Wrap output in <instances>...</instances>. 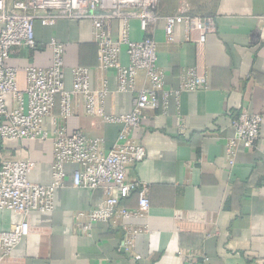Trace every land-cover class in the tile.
I'll return each mask as SVG.
<instances>
[{
	"label": "crops",
	"instance_id": "crops-1",
	"mask_svg": "<svg viewBox=\"0 0 264 264\" xmlns=\"http://www.w3.org/2000/svg\"><path fill=\"white\" fill-rule=\"evenodd\" d=\"M158 11L162 16H211L216 29L207 35L205 45H196L197 33L187 40L183 26H176L175 41L167 42L163 19L148 32L141 31L137 20L131 23L133 39L151 34L157 41L167 87H178L187 67L198 66L209 77L207 88L171 98L166 111L147 109L142 126L131 134L146 149L129 179L148 185V215L124 219L122 224L121 219L98 221L90 235L84 234L74 215L100 207L104 194L101 189L76 188L68 176L66 186L55 192L52 211L27 215L29 234L4 264H264V0H158ZM52 37L65 44L68 89L73 69L89 67L92 88H99L106 78L110 91L116 90L115 71L97 68V46L88 20L37 24L36 49H11L8 63L18 68L21 88L28 65L52 64ZM121 61L127 64L124 53ZM144 84L145 75L140 73L137 88ZM133 98V92H110L105 112L127 114ZM242 111L262 115L261 137L254 148L240 142L231 165L226 145L235 137L232 120ZM59 114L57 98L44 126L52 128ZM65 125L69 134L84 131L103 137L106 148L121 129L119 124L80 114L76 107ZM1 145L7 156H29L36 162L31 181L51 184L50 141L5 140ZM75 168L68 164L69 175ZM122 204L137 207V192L131 191ZM22 218L0 210V230ZM136 229L143 232L129 251L124 237Z\"/></svg>",
	"mask_w": 264,
	"mask_h": 264
},
{
	"label": "built area",
	"instance_id": "built-area-1",
	"mask_svg": "<svg viewBox=\"0 0 264 264\" xmlns=\"http://www.w3.org/2000/svg\"><path fill=\"white\" fill-rule=\"evenodd\" d=\"M165 21L167 42L175 41L176 26H183L187 40L196 32V45H205L207 35L216 29L211 16H162L158 0H0V210L23 216L7 230H0V264L10 258L14 249L29 234L27 215L33 211L53 210L55 192L65 187L70 176L79 189H101L104 201L100 207L77 212L74 220L78 230L90 235L98 221H115L145 217L150 209L148 185L129 179L131 168L146 157L145 147L131 134L142 126L147 109L167 110L171 98L179 99L184 92L205 89L208 72L198 66L182 71L178 87H167L165 73L158 64L157 41L151 34L140 40L131 36V23L137 20L141 31L148 32L158 21ZM264 19V18H263ZM60 20H88L92 39L97 46L98 69L114 70L116 90L110 91L109 81L102 79L99 88L91 86V68L73 69L71 88L66 87L65 44L52 37L53 62L48 67L28 65L26 85L19 84V70L8 63L15 46L37 48L36 26H53ZM126 55L127 64L121 61ZM140 73L145 84L137 88ZM133 92L132 109L127 114L107 113L104 103L109 93ZM59 98L60 114L53 118L52 128L44 121L52 115ZM77 104H74V99ZM80 114L95 116L103 123L121 125L116 141L106 148L105 139L84 131L69 134L65 120ZM235 137L226 145L228 162L235 164L240 142L254 148L261 137L262 115L242 111L232 120ZM50 141L53 147L52 182L43 185L31 181L36 162L29 156H7L2 141ZM68 164L76 165L69 175ZM264 184V178H263ZM131 191L138 194V205L128 208L123 201ZM143 229L126 233V249L133 250L136 235ZM207 260V259H206Z\"/></svg>",
	"mask_w": 264,
	"mask_h": 264
}]
</instances>
